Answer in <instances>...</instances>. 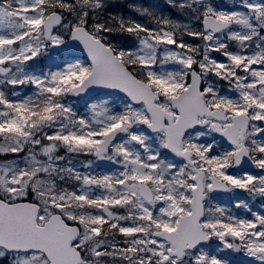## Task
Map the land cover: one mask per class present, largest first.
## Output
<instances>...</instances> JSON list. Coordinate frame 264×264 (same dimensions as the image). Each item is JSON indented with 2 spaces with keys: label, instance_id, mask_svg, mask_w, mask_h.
I'll return each instance as SVG.
<instances>
[{
  "label": "snow or ice",
  "instance_id": "6c2138e0",
  "mask_svg": "<svg viewBox=\"0 0 264 264\" xmlns=\"http://www.w3.org/2000/svg\"><path fill=\"white\" fill-rule=\"evenodd\" d=\"M0 264H264V0H0Z\"/></svg>",
  "mask_w": 264,
  "mask_h": 264
}]
</instances>
